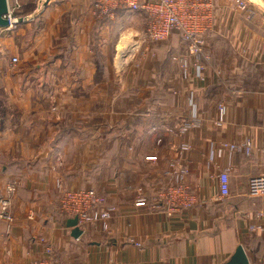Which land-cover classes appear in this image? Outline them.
<instances>
[{"label": "crops", "instance_id": "0c3cea01", "mask_svg": "<svg viewBox=\"0 0 264 264\" xmlns=\"http://www.w3.org/2000/svg\"><path fill=\"white\" fill-rule=\"evenodd\" d=\"M98 1L36 3L32 19L0 28V198L14 186L15 217L10 229L0 221V264L41 257L42 238L60 264H225L239 245L249 264H264V229L253 230L264 196L248 194L249 179L264 176V10L248 22L230 0H213L208 66L185 79L171 60L185 51L179 34L121 65L123 38L146 15L104 14ZM244 140L248 154L224 146ZM180 168L196 203L173 211L156 194ZM57 182L102 193L116 208L108 229L93 223L73 237Z\"/></svg>", "mask_w": 264, "mask_h": 264}, {"label": "built area", "instance_id": "2783aa9c", "mask_svg": "<svg viewBox=\"0 0 264 264\" xmlns=\"http://www.w3.org/2000/svg\"><path fill=\"white\" fill-rule=\"evenodd\" d=\"M235 9L238 10L248 22H253L259 15L258 9L250 0H230ZM21 4L15 0L14 5L9 4L8 12L4 17L9 21L8 27L3 29L11 31L16 28V11L20 10ZM125 8L132 12H141L146 15L145 27L137 32L134 37L126 42L124 52L129 60L141 48L153 42L161 43L170 39L173 31L182 32L184 53L172 55L171 60L177 63L181 69L183 77L189 78L191 75L203 74L206 70L210 55L207 54L206 35L213 28L214 13L213 0H99L96 9L106 14L111 10ZM123 48V49H124ZM129 51V53H128ZM144 52V48H143ZM13 65L20 62L17 56L10 59ZM223 121V108H220L219 123ZM195 125L194 120H184L181 126L177 127L179 135H185ZM226 148L239 149L242 153L250 152L251 143L244 140L241 145H224ZM190 146L182 145V150L189 149ZM155 160V157H150ZM230 168L223 169L219 176L220 198L224 200L230 196ZM170 173V172H167ZM186 168H180L175 172V184L165 189H161L156 194V200L165 202L168 207L175 211L186 209L196 203V197L192 195L184 185ZM57 187L60 191L59 210L66 217H77L78 226L83 233L88 225L100 223L102 229H108L109 220L114 217L116 208L107 202V198L95 188H82L77 190L63 189L59 182ZM7 195L0 198V221L7 223L10 229L15 220L11 208V195L14 186L9 185ZM248 194L253 197L264 196V176L252 177L249 179ZM146 204L145 198L138 195L136 205ZM258 217L264 218V211H260ZM264 225L254 227L253 230H263ZM45 243L43 255L32 258L28 264H60L53 255V248L46 244L45 238L41 239Z\"/></svg>", "mask_w": 264, "mask_h": 264}, {"label": "water", "instance_id": "95a60500", "mask_svg": "<svg viewBox=\"0 0 264 264\" xmlns=\"http://www.w3.org/2000/svg\"><path fill=\"white\" fill-rule=\"evenodd\" d=\"M51 0H44L42 3V9L45 8ZM9 8V0H0V28H5L8 27L9 21L4 17V15L7 14ZM41 8V7H39ZM32 18L28 17H17L16 20V25L25 23L29 21ZM131 42L127 43V46L130 45ZM67 226L69 228H72V236L75 238H79L82 234L83 231L82 229L78 226V219L77 217L69 218L67 220ZM225 264H249V260L247 258L245 249L243 248L242 245H239L233 255L230 257V259L225 263Z\"/></svg>", "mask_w": 264, "mask_h": 264}, {"label": "trees", "instance_id": "16d2710c", "mask_svg": "<svg viewBox=\"0 0 264 264\" xmlns=\"http://www.w3.org/2000/svg\"><path fill=\"white\" fill-rule=\"evenodd\" d=\"M19 2L21 4V8L15 13L17 17H27L28 14H31V12L35 10L36 0H21ZM173 34H179L181 37L182 43H184L181 31H178V30L173 31L171 34V37L173 36ZM164 42H161V43L163 44ZM156 44H157L156 42H153L151 43V46L156 45Z\"/></svg>", "mask_w": 264, "mask_h": 264}, {"label": "rangeland", "instance_id": "374dc122", "mask_svg": "<svg viewBox=\"0 0 264 264\" xmlns=\"http://www.w3.org/2000/svg\"><path fill=\"white\" fill-rule=\"evenodd\" d=\"M14 1L15 0H9V4L11 6H13L14 5ZM250 1L253 3V5H255V7L258 9V11H261V10L263 11L264 10V4L263 3H261V2H259L257 0H250ZM43 2H44V0H36V3H38V6L41 7V8H38V9H42V3ZM129 33L131 34V37H134V35H135L136 32L135 31L134 32L133 31H129L126 34V37L128 36ZM132 40H134V39H132ZM132 40H130V41H132ZM206 44H207V40H206ZM140 57H143V48H141L140 51L137 54H135V56H134V58H140ZM53 110H55V107L53 108Z\"/></svg>", "mask_w": 264, "mask_h": 264}, {"label": "bare ground", "instance_id": "6f19581e", "mask_svg": "<svg viewBox=\"0 0 264 264\" xmlns=\"http://www.w3.org/2000/svg\"><path fill=\"white\" fill-rule=\"evenodd\" d=\"M129 38H131V34H129L126 38L125 37L123 38L124 41L122 42L121 47H119V49L117 51V60H118V62H120V64L124 63L128 59L127 55L122 51L127 50V48L126 49L124 48L126 43H127L125 39L130 40ZM128 53H129V51H128Z\"/></svg>", "mask_w": 264, "mask_h": 264}]
</instances>
